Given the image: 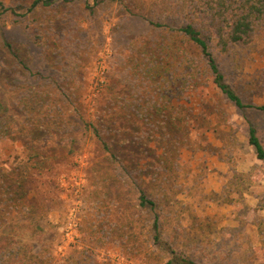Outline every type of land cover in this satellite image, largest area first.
<instances>
[{
	"label": "rangeland",
	"instance_id": "1",
	"mask_svg": "<svg viewBox=\"0 0 264 264\" xmlns=\"http://www.w3.org/2000/svg\"><path fill=\"white\" fill-rule=\"evenodd\" d=\"M34 1L0 0V236L19 264H169L141 189L179 255L264 264V111L236 109L181 31L260 106L264 19L224 52L207 0Z\"/></svg>",
	"mask_w": 264,
	"mask_h": 264
},
{
	"label": "trees",
	"instance_id": "2",
	"mask_svg": "<svg viewBox=\"0 0 264 264\" xmlns=\"http://www.w3.org/2000/svg\"><path fill=\"white\" fill-rule=\"evenodd\" d=\"M60 1L70 2L72 0H35L32 4V8H36L39 5L48 6ZM207 5V11L211 20V27L213 28L212 35L214 34L218 39L221 51L224 52H228L230 46L232 45H246L252 42L255 38L256 21L264 19V0H207ZM0 8L3 11L8 10L5 9L2 3H0ZM181 31L189 37L195 46L199 47L205 61H207V66L213 77L215 87L236 107V109H255L264 111V105L259 106L244 103L238 93L226 82L217 61H215V57L210 51V38L208 36L203 35L192 25L183 27ZM5 47L11 55L17 56L8 43H5ZM92 130L95 136L100 139V135L96 127L93 126ZM248 142L253 148L257 158L263 161L264 146L257 135L256 128L251 123L248 129ZM29 169L30 168L26 167L25 171ZM22 179V175L18 174L16 182H18L19 185L15 190L16 193L19 192V180ZM139 200L142 208L155 213L153 221V239L155 244L171 253L169 264H197L195 261L187 259L176 253L170 243L162 241L161 218L157 215V205L149 198L143 189L140 190ZM13 244V237L9 235L0 236V264H19L20 255L12 252Z\"/></svg>",
	"mask_w": 264,
	"mask_h": 264
}]
</instances>
